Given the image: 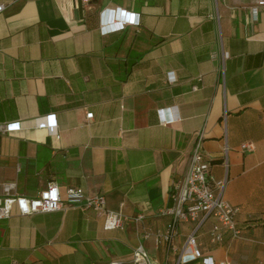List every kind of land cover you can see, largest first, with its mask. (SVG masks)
<instances>
[{
	"label": "crops",
	"instance_id": "0c3cea01",
	"mask_svg": "<svg viewBox=\"0 0 264 264\" xmlns=\"http://www.w3.org/2000/svg\"><path fill=\"white\" fill-rule=\"evenodd\" d=\"M258 0H18L0 12V196L33 198L55 182L62 208L0 220V264H133L141 245L178 264L196 227L172 221V184L199 135L239 238L196 230L201 257L179 264H264V6ZM124 12V13H123ZM103 13V14H102ZM102 14V15H101ZM136 25L103 34L101 18ZM134 17V16H132ZM224 54L226 55L224 57ZM158 109L172 122L161 124ZM92 112L87 119L86 113ZM245 142L253 150L241 149ZM227 145V161L222 149ZM80 187L121 211L122 228L65 199ZM141 215L140 220H135Z\"/></svg>",
	"mask_w": 264,
	"mask_h": 264
},
{
	"label": "built area",
	"instance_id": "2783aa9c",
	"mask_svg": "<svg viewBox=\"0 0 264 264\" xmlns=\"http://www.w3.org/2000/svg\"><path fill=\"white\" fill-rule=\"evenodd\" d=\"M4 1L12 2L18 0H0V12L5 8ZM81 1L83 4L90 2V0ZM259 6H264V0H258L257 5L252 7L251 10L254 15H256ZM104 16L101 18L100 24V31L103 34L122 30L126 24L136 25L138 23L137 14H130L127 20L125 18L124 20H115L111 16L105 19ZM163 112L164 109H158L161 124L166 125L171 123L173 119L166 118ZM92 115V112H88L85 117L90 119ZM18 128V123H0V133L14 131ZM202 138V135L198 136L192 149L185 176L182 180L172 184L171 197L173 199V205L164 210L165 214L172 215V221L163 232H158L155 235L158 241L163 240L170 243L177 231V223L179 221H193L196 223V227L187 235L183 243L178 264L188 263L201 257L199 243L196 239V230L209 217L215 219L209 231L211 242L217 243L222 241V230L227 231L232 238H239L241 236V229L237 224V216L241 210L240 206L231 204L223 199L222 191L225 186V180H213V177L210 175L211 163L202 148ZM240 147L248 151L253 150V144L250 142L242 143ZM222 152L224 160L227 161V145H224ZM13 189V183H5L3 185V195L0 196V220L8 219L13 207L21 215L49 213L62 208L63 199L58 185L55 182L48 183L33 198L16 195L12 192ZM65 199L69 203L78 204L83 210H92L96 214L102 215L103 228L106 230L123 227L124 215L121 211L108 210L106 208V199L103 195H87L80 187H69L65 190ZM141 218L142 216L139 215L135 220H140ZM203 261L204 264H214L210 258H205ZM132 262L133 264H165L152 259L141 245L133 250ZM12 264L19 263L13 262ZM108 264L124 263L113 260ZM219 264L227 263L221 261Z\"/></svg>",
	"mask_w": 264,
	"mask_h": 264
}]
</instances>
